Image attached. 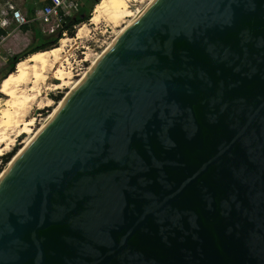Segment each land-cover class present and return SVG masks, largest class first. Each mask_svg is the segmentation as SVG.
<instances>
[{
  "label": "water",
  "instance_id": "1",
  "mask_svg": "<svg viewBox=\"0 0 264 264\" xmlns=\"http://www.w3.org/2000/svg\"><path fill=\"white\" fill-rule=\"evenodd\" d=\"M15 156L0 264H264V0H151Z\"/></svg>",
  "mask_w": 264,
  "mask_h": 264
},
{
  "label": "bare ground",
  "instance_id": "2",
  "mask_svg": "<svg viewBox=\"0 0 264 264\" xmlns=\"http://www.w3.org/2000/svg\"><path fill=\"white\" fill-rule=\"evenodd\" d=\"M101 1L98 0L92 7L89 23L94 26L102 21L108 24L126 22L131 17L128 25L151 2V0H147L141 8L134 10L131 8V0H105L102 5L97 6ZM124 28L116 32L112 41L105 45L101 51L92 54L86 52L84 60H90L91 63L80 74L73 72L72 60L70 55L66 53V47L68 46L67 43H70L69 41L80 40L87 32H90V28L85 23L78 26L74 38L63 36L58 41L57 46L33 52L16 64L15 70L7 75L1 85V91L6 96L3 99L0 98V155L9 151L20 135H26V137L21 141V147L16 154L25 148ZM64 88L67 90L64 97L53 104L54 101L48 96V91L51 93ZM52 104L53 109L36 125L37 119L33 114L34 106L40 109ZM15 155L12 158H15Z\"/></svg>",
  "mask_w": 264,
  "mask_h": 264
},
{
  "label": "rangeland",
  "instance_id": "3",
  "mask_svg": "<svg viewBox=\"0 0 264 264\" xmlns=\"http://www.w3.org/2000/svg\"><path fill=\"white\" fill-rule=\"evenodd\" d=\"M8 1H12L14 4H16L18 7H20L23 12H25V9H26V6H28V3H32L33 6H39L45 0H33L32 2H30L31 0H0V11L3 7L4 8L6 7L5 3H7ZM104 1L105 0H102L99 4H103ZM145 1H147V0H131L130 1L131 8L134 10H138L139 8H141L145 4ZM93 2H94V0H89L88 2H87V0H85L83 5L81 6L82 0H80V7L78 8V10L74 14L83 12L85 14L86 18L83 21L75 24L71 29V33L66 32L65 35H62V37L64 36V37L74 38L77 34L78 26L83 24V23L87 24L88 27L90 28V32H87L88 35L86 34L84 36L85 38L83 37L80 40H75V41L71 40V41H69L70 43H67L68 46L66 47V53H68L71 57L72 67H73L72 70L75 74H80L81 72H84L87 69V67L90 66L91 61L90 60H84L86 58V52L92 54V53H96L98 51H101L105 47V45L109 44L112 41V38L115 35V33L118 32L121 28H124L127 25V23L129 22V20L131 19V17H129L126 20V22H117V23H109V24L102 21L97 26H94L91 23H89V19L91 18V14H92V7L94 5ZM9 28H11V27H9ZM21 32L24 35L25 32L24 31H21ZM22 34H20L19 36L23 37ZM27 35L30 38V35L32 36L33 34H32V32H29V34L26 32V36ZM23 41H24V38L21 39L20 44H23L22 43ZM32 41L33 40L30 39V40L25 42L24 46L26 47V49H29V48H31V46L33 47L35 44L38 43L37 40L34 42H32ZM8 50L9 51H5L2 48V46L0 45V62H1V64H0V79L6 70V69L3 70V68L8 67L7 66L8 58L12 54V51H10V49H8ZM66 91L67 90L65 88L52 91L51 93H50V91H48V96L52 99V101H54L53 102V104H54V103L59 102L64 97ZM5 96L1 95V93H0L1 99H3ZM43 96H45V94H43ZM53 104L51 106H47V107L40 108V109H37L34 106L33 114H35L36 119H37L36 125H38L39 122H41V119L43 117H46L49 114V112L53 109V107H52ZM24 137H26V135H20L16 139L15 145L12 146V148L9 151L0 155V174H1V172H3L4 168L6 167V165L10 161V159L20 149L21 141L24 139Z\"/></svg>",
  "mask_w": 264,
  "mask_h": 264
},
{
  "label": "built area",
  "instance_id": "4",
  "mask_svg": "<svg viewBox=\"0 0 264 264\" xmlns=\"http://www.w3.org/2000/svg\"><path fill=\"white\" fill-rule=\"evenodd\" d=\"M6 7L0 11V28L5 34L0 36V45L14 31L22 25H30L35 21L41 22L40 31L42 34H53L61 29L67 17L74 15L80 7V0H48L33 9L31 17L22 11L20 7L12 1H8ZM43 24H48V28ZM11 27V28H9ZM61 35H65V30H60Z\"/></svg>",
  "mask_w": 264,
  "mask_h": 264
},
{
  "label": "trees",
  "instance_id": "5",
  "mask_svg": "<svg viewBox=\"0 0 264 264\" xmlns=\"http://www.w3.org/2000/svg\"><path fill=\"white\" fill-rule=\"evenodd\" d=\"M89 0H87L88 2ZM96 0H94L93 3H95ZM102 5V4H99ZM98 5V6H99ZM30 14H32L30 12ZM85 14L83 12L74 14L70 17H67L66 22L62 25L60 30H65L68 33H71V29L72 27L83 21L85 19ZM44 27L48 28V24H43ZM40 27H41V22L40 21H35L33 23H31L30 25H22L20 27V29L24 32L30 31L32 32V36L27 35L24 38V41L22 42L23 44H20V39L15 37V36H11L6 38L1 46L4 50H6L7 48H9L12 51V54L10 55V57L8 58V62H7V68H3V70H5V73L1 76L0 79V93L1 95L5 96V94L1 91V85L3 80L7 77V75L10 72H13L15 70V66L16 64L23 60L24 58H26L29 54L39 51V50H44V49H48L50 47H54L57 46L58 41L60 40V38L62 37L61 35V31L58 30L56 33L53 34H42L40 31ZM5 31L3 29L0 28V36L4 35ZM32 39L34 41L37 40V44H35L33 47L31 46V48L26 49L25 42ZM1 64V62H0Z\"/></svg>",
  "mask_w": 264,
  "mask_h": 264
},
{
  "label": "crops",
  "instance_id": "6",
  "mask_svg": "<svg viewBox=\"0 0 264 264\" xmlns=\"http://www.w3.org/2000/svg\"><path fill=\"white\" fill-rule=\"evenodd\" d=\"M33 0H31L30 2H32ZM48 0H45L42 4H44L45 2H47ZM85 2V0H82V4H81V6L83 5V3ZM41 4V5H42ZM40 6V5H39ZM34 7H36V6H33L32 5V3H28V6H26V12H27V14L29 15V17H31V15L33 14V9H34ZM30 12L32 13V14H30ZM22 30L19 28L18 30H16V31H14V32H12L8 37H10V36H15V37H17V38H19L20 40L22 39V38H25L26 37V32L24 33V35L22 34V32H21ZM29 32L30 31H27V33L29 34ZM20 34H22L23 35V37H20L19 35ZM7 37V38H8ZM9 48H7L5 51H9L8 50ZM11 51V50H10Z\"/></svg>",
  "mask_w": 264,
  "mask_h": 264
}]
</instances>
